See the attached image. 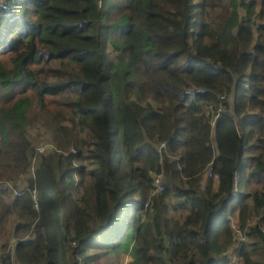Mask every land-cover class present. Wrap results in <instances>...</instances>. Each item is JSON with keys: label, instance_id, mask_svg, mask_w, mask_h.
<instances>
[{"label": "trees", "instance_id": "trees-1", "mask_svg": "<svg viewBox=\"0 0 264 264\" xmlns=\"http://www.w3.org/2000/svg\"><path fill=\"white\" fill-rule=\"evenodd\" d=\"M102 3H0V264H264V0Z\"/></svg>", "mask_w": 264, "mask_h": 264}, {"label": "rangeland", "instance_id": "rangeland-1", "mask_svg": "<svg viewBox=\"0 0 264 264\" xmlns=\"http://www.w3.org/2000/svg\"><path fill=\"white\" fill-rule=\"evenodd\" d=\"M103 9L108 10L104 6H103ZM108 47L110 49H112L111 41L109 39H108ZM5 58L8 59V56H5ZM46 129L47 128H46L45 124L41 120H38L35 118L30 119L28 131H29V134L31 135V138L34 142H37L38 140H40L39 136L42 135ZM40 141L42 142V140H40ZM45 141H46V143H51L52 145H54L51 138H49V140H45ZM41 145H43V144H41ZM38 147H40V146H38ZM71 150L73 152H76L75 149H71ZM39 151L43 152L44 150L39 149ZM90 162H91L90 160L86 161L87 164H90ZM162 167L165 169L164 166H162ZM205 178L206 179L212 178L214 182L217 179L214 172L211 171L210 168L205 171ZM78 179H79V177L77 176V180ZM7 185L10 186L11 188L13 187L12 182H7ZM161 190H162L161 187H157V189L153 191V195L160 192ZM173 201H176V199H173ZM150 203H151V199L149 198L145 205L148 206ZM10 218H11L10 220L8 219V221H6L2 226H0V237H1V239L4 240V242L8 241L9 228L11 230L12 229L11 226L14 225V223H15V217L11 216ZM240 238L245 240V237L241 234H240ZM100 260H101V263L107 264L106 260H104L103 258ZM130 260H132L131 254L130 253H126V254L124 253V255H121V257L118 260L114 261L115 263H108V264H133V262L132 263L129 262Z\"/></svg>", "mask_w": 264, "mask_h": 264}, {"label": "clouds", "instance_id": "clouds-1", "mask_svg": "<svg viewBox=\"0 0 264 264\" xmlns=\"http://www.w3.org/2000/svg\"><path fill=\"white\" fill-rule=\"evenodd\" d=\"M100 1H102L103 3V6L105 7V2H106V0H100ZM43 145H41V144H39L38 146H40V147H43L44 146V149L43 150H46V149H48V148H50L51 146H52V144L51 143H46V142H44V143H42ZM37 146V149L39 150L40 149V147H38ZM166 146V144H162L160 147H165ZM162 148H160L159 150H161ZM212 168V167H211ZM212 171H213V168H212ZM214 172V171H213ZM162 174V173H161ZM161 174H156L155 175V177H154V181H153V183H154V190H156L157 189V187H161V189H163L164 188V183H163V178H162V175ZM214 174L216 175L217 174V178H218V173H215L214 172ZM157 179H159V180H157Z\"/></svg>", "mask_w": 264, "mask_h": 264}, {"label": "built area", "instance_id": "built-area-1", "mask_svg": "<svg viewBox=\"0 0 264 264\" xmlns=\"http://www.w3.org/2000/svg\"><path fill=\"white\" fill-rule=\"evenodd\" d=\"M2 2V0H0V3ZM40 149L41 150H43L44 149V146L43 147H40ZM210 169H211V171H212V168L210 167ZM216 177H217V174L215 175ZM157 180H159V179H157Z\"/></svg>", "mask_w": 264, "mask_h": 264}, {"label": "bare ground", "instance_id": "bare-ground-1", "mask_svg": "<svg viewBox=\"0 0 264 264\" xmlns=\"http://www.w3.org/2000/svg\"><path fill=\"white\" fill-rule=\"evenodd\" d=\"M38 145H39V144H38ZM38 145H37V146H38Z\"/></svg>", "mask_w": 264, "mask_h": 264}]
</instances>
